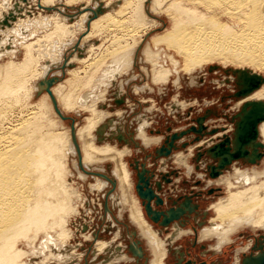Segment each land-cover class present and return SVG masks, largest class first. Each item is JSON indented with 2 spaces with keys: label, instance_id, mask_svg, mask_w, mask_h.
Here are the masks:
<instances>
[{
  "label": "rangeland",
  "instance_id": "rangeland-1",
  "mask_svg": "<svg viewBox=\"0 0 264 264\" xmlns=\"http://www.w3.org/2000/svg\"><path fill=\"white\" fill-rule=\"evenodd\" d=\"M94 1H98L96 7L93 3ZM105 1L107 0H92L89 2V4L88 0H82L77 2L76 4L74 2L73 5L70 4L69 6L65 4L67 3L66 0H56L54 4H51L49 6L44 4L42 0H0V67L2 68L4 64L8 65L10 62H12L11 64L15 66L19 65L21 62L22 65V63L24 64L26 62V59L24 60V58H28V54L31 52V57L35 60V63L38 61L36 63L37 67L35 70L37 72H41L42 69H45L43 70V80L38 81V84H36V92L40 93L34 94L37 98L32 95L31 97L33 99L30 97L25 103L26 106H24L26 108L28 107L27 109H29V107L31 106L35 107V105L38 103H45L46 98L51 105V100L49 101L50 98L46 92V85L47 82L52 78H57L58 81L54 82L50 87L51 92L53 90H57V88H62L61 90L63 91V95L64 92L65 94H69L70 88L74 86L70 91H74L73 94H70H72L71 98L72 100L75 99L74 103H76L74 104L75 107L72 110L67 111L65 109H61L62 100L60 101L59 98H56L59 101V103H57V108L59 111L61 110L60 113L64 115L67 120H61L59 119V117H55V115L57 116V114L54 111L53 105L52 110L54 112L52 111L50 113L49 110L45 111L46 117L49 120H52V122L54 123V128L57 130V132H68L69 134L67 133V135L69 136L71 125H73L76 129H82L83 127L87 126L88 120L95 116L94 114L97 115L101 113L103 115L100 116L101 120L96 123V127L100 128L102 125H105L103 136L108 137V139L99 140L96 132L97 129H95V132H93V137L95 136V139L90 138L88 140L87 138H81V140H79L77 138V143L79 142L78 146L80 149L79 153H81L82 156L83 152L81 147L84 140H86L87 142L93 141L92 143L97 147H104V145L108 142L107 144L111 147L114 146L115 150L117 151L125 150V153L122 154L123 156L120 157V162L124 163L130 173L132 187H130L129 196H131V198L133 196V198L137 200L139 208L142 211V208H144L145 206L144 211L146 212V216L148 219L150 217V215H148V209L154 208L157 209L156 211L166 213L170 208L182 207L181 205L187 202H183L185 196L191 198L192 201L190 200L186 207H182L186 213L181 217L180 222H177L179 223V226L182 230L176 228V226H171L170 228H167L165 230L161 229L159 228L161 226V223H156V221L152 220V222L156 223L157 226L153 225L149 222V220L151 219L148 220L145 216L147 223L154 231H157V238L159 237L162 241H164L166 243V247L170 246L167 242L168 240L166 237L172 236L173 232L176 234L177 230H180L179 234L185 233L182 234V237L178 238L175 241L173 247H169V251H167L168 264H175L177 257H180V255H184L183 260L185 259L182 264H191L190 262H187L188 260L194 263L196 262L197 264L202 262H205L206 264H234L235 251L244 248L249 244V242H252V246L246 253V256H248L250 253L254 254L255 252H259L257 248L260 245L264 250V232L260 230V232H258L254 229L253 231L248 228H244L231 233L232 235L229 236L233 240H231L229 244H226L222 247V256L220 255V253L214 254L202 248L204 245L206 247H209V245H213L212 239L210 241L205 240L201 242L198 239L200 238V234H205L206 232L208 234L210 232L214 234H221L224 230L228 229V227L230 228V224H232V222L229 221L228 223V220H222V222H211L216 216L214 212L215 206L218 207V205H221L222 200L226 199L229 196V192L237 193L238 191H241L250 186L251 184L249 185L248 181L251 177L255 178V185H260L264 182V158L260 160L259 165L253 167L249 165H241L240 163H238L239 166L243 168L236 169L234 166H232L231 172H224V174L212 180L214 176H218V171L215 170V166H217L218 162L214 163L209 158H206L205 152L207 151V153H209L208 150H211V152H216L215 148L217 149V146H219V148L221 147V155L219 156L224 155L223 153L226 151V149L229 148V146L226 145L227 140L230 141L229 137L225 136L219 138V136V139H215L216 142L214 143L213 141L214 144L209 147L208 150H197V146L205 147V145L212 144V142L209 143L208 141L210 139L213 140V137L217 135L216 134L213 137L208 138L210 136L209 134L212 133H210V131H206V133H204L205 128L200 127L201 123H198V121H201L203 119L206 120L204 122V125L208 127V130H211L210 128H212L214 132L218 130L223 131L222 128H224L226 131L223 133L230 136L232 134V126H236V123L239 120L237 117L238 114H240L241 109L240 111L238 110V108L235 109V106L238 104V98L236 96L237 94H239V88L237 87V83L234 82V79L232 81V78L234 77L231 74L230 76L229 74L223 72L233 68V66L225 65L223 66L225 67L224 70H210V67L217 65L220 66L222 64L216 62L213 65H200L199 67H196L194 69L185 68V49L182 48V51L184 52H179V50L177 51L178 48L173 45L175 42H171V40L165 39L163 37L158 38L159 35L166 34V32L171 29V21L165 14L159 13L158 15L155 12L152 13V7H149L150 4L146 3L144 4L146 5V19L148 22L152 21L151 24L155 23V27H150L151 30L149 29L146 36H144L143 38L134 36V39H136L135 42L143 44L142 48L138 50L139 57L138 61L136 60L134 62L135 65H133L132 68H128L127 65L123 64L124 66L122 65L123 67L121 66L117 70L115 68L117 67V62L115 58H113L114 56L111 57L109 55V51L111 52L112 49L116 46L114 43L116 40L121 41V43H128L129 45H131L133 39H131L132 37L130 38L128 34L130 31L128 29L130 28L125 29L123 27L122 31L121 29L119 31H116L113 28H109L104 30L103 32L97 33L98 35L95 33L93 34L92 32V35L88 37L89 39L87 38V41H85V37H87L86 33L88 34V18L92 16L90 15V12H88V9H94L100 5L102 6V8H104L103 6L105 4ZM123 1L124 0H114V3L111 4H116L115 6H117L119 2L121 4ZM180 1L186 7H197V5L194 4L193 0ZM166 3L168 5L171 2L168 0ZM197 10L203 12L201 7L197 8ZM83 14L87 15V18L83 19ZM153 20L155 22H153ZM66 22L67 24H65ZM60 24H62V26ZM148 25L149 24H147V26ZM67 26H69L68 29ZM57 27L64 28L66 34L62 37H56L55 31ZM124 29L126 32L124 31ZM70 33L71 35H69ZM48 34H52L53 37H50L51 35L49 36ZM140 35L141 34H139V36ZM47 36H49L50 38H47ZM45 37L48 39V42L47 39L45 40ZM61 38H65V40L62 41ZM158 39H163L164 41L162 40V42H159ZM49 40L51 41L49 42ZM156 40L158 43L156 42ZM81 43L83 44V47H80ZM28 44H30L34 49H30L31 47ZM111 44H114V46H111ZM147 45L150 46L148 47V50L152 51V56H150V59L144 61L143 58L147 56L146 51H144L147 48ZM27 46H29V50ZM108 46L111 48H109ZM97 47L98 49H96ZM107 49L109 51H106ZM104 51L105 53H103ZM106 53L109 56H107ZM40 54L42 55V57L40 56ZM83 54L85 55V57ZM73 57L77 58L74 59ZM100 57H105L103 59L105 61L108 58L110 59L103 63L102 61H98V59L101 60ZM82 58H87V61L89 63L86 62V64L85 62H80L79 60H81ZM76 59L80 63L76 61ZM70 62H72V64ZM96 63L103 64L99 67L96 66ZM69 65L71 66L69 67ZM90 66L92 67V69H90ZM97 67H99V69L95 70L97 69ZM63 68L64 71H62ZM189 71H191L192 73H189ZM90 72H92L93 74ZM258 73L264 77L263 72L258 71ZM75 74L78 78V81L77 79L76 81L74 80V78H76L74 77ZM16 75L17 78L18 74ZM83 75H89L86 78L87 80H83ZM155 75H160L163 77V79L159 77L156 80L154 77ZM90 76L92 77V80L89 83H91L92 85L90 86L89 84L88 87H91L89 89L85 88V86L87 87L89 80L88 78ZM69 79L71 81L74 80L73 83L69 81ZM80 79H82L84 82L80 81ZM225 80H229V83ZM43 81L44 85H41L43 88L42 89L39 85V82L43 83ZM85 81L87 83H85ZM32 83L33 80L29 85L31 86ZM30 86H28V88ZM16 89H18V87ZM84 89H88L89 91H84ZM86 92H91L89 102H94L92 103V105L94 104L93 106H96L97 108L95 111L96 113L94 114L92 112L81 109L88 104L87 102L84 105H80L81 97ZM42 95L46 96L42 97ZM15 96L18 98V92L13 96L7 95L6 97H3V100L1 102V115L4 114L7 118V121L4 123L5 125L10 124V122H13V120L18 119V112L20 109H18L14 104ZM41 98L43 99L41 100ZM93 99L95 101H93ZM118 101H122V103L119 104ZM59 105L61 106L59 107ZM25 111L26 110H24L22 113L24 114ZM53 116L56 119H54ZM219 133L222 135V132ZM197 134L205 135L206 138H204L201 143L188 147L198 141ZM119 135L123 137L126 143H124V141L120 142V140H118ZM259 137L260 141L264 144L261 136ZM183 142H185L184 144L187 145L185 148L181 144ZM136 144L139 146V148L136 147ZM228 151H230V149H228ZM217 154H219V152L215 153V158H219ZM169 155L171 156L167 158V156ZM201 158L202 160H200ZM66 159L68 161H66L67 172L65 174L64 183H70H67L65 185L68 189L70 187L69 190L72 189L71 191L74 194L75 199H77L73 202L74 205L79 206L76 213L77 216L71 215L73 217L70 218L71 221L69 220V223L65 227V230H61L62 227H60L59 229L60 225L58 224V221H51L49 225L45 227V229H47L48 231L45 230L40 234H54V237H56L55 239H59L60 236L58 234H62L66 230L67 231L64 234L68 233L70 236L71 234L80 233L81 236H83V234H96L97 239H94L92 236L93 240L83 239L80 236H76L74 238L70 237L69 242L71 246H75L76 244H79L80 246V249H77V253L83 254L81 258V264H92L94 260L96 261V264L104 263L108 260H110V262L108 261V264L113 263L111 261L115 259H113L111 254H114V252H110V250L114 251V248L116 250H119V246L123 247L122 252L127 254L130 260L124 259L113 264H148V260H152L153 255L150 252L152 251V246H149V244L147 243L148 238H144L147 236L138 235L136 239L133 238L135 242H137V240H140L142 242L144 249L143 254L145 255L139 256V251H130V245L134 241L130 237L131 233L134 231L136 232L135 234H141V232L136 227L131 226L128 221L129 205H127V203L125 202V197L123 193H121L122 189H120L119 187V177L115 168V161L106 159L100 164L93 165L92 169H89V171L105 175L108 179H111V176H113V178L116 180V182L114 180L112 181V179L110 180L111 182L115 183V186L113 188L111 186V182L105 180L104 178L99 179L100 177L96 178L94 176L84 174V172L81 171L79 165L77 166L79 170L78 168H74L73 162H78L76 153L74 154V157L68 156ZM197 159L199 160L198 162ZM212 163L213 165H211L212 167H210L207 174L206 170L208 166L206 165ZM138 166H140L141 169L146 168L147 170H151V173L155 175V177L150 181V185L147 181H145V185L143 186H140L138 184L140 182L139 180L137 181L135 173V169ZM218 168L224 167L219 166ZM253 168L254 170H252ZM235 170L238 171L233 172ZM211 175L212 178H210ZM233 177L235 178L233 179ZM96 180H101V182L105 183L106 188L104 190L96 192V189L94 187L95 182H97ZM142 181H144V177H142ZM228 183L232 187L229 191L225 186ZM134 184L135 188L138 184L141 187V190L143 188L145 190L143 192V194H145L143 196V199L142 197L140 198L141 202L137 197L138 191L134 188ZM212 190L215 191L211 193L210 191ZM109 192L110 198L113 197V194L116 197L108 201L109 196H107V208H110L108 211L103 207V204L104 198ZM154 199L156 200L154 201ZM194 206L197 207L196 210L194 209L192 214H188V208H193ZM106 214L108 215V217ZM254 217L255 216H252L253 219ZM162 218L164 217L162 216ZM124 224L127 225V228L124 226ZM48 227L50 230L48 229ZM193 228L195 230H193ZM117 234L119 235L115 238V235ZM30 236L32 237L33 235L30 234ZM42 239V236L37 239L38 241L35 243L37 248L36 250L42 251L41 249H44V243H41ZM97 240L104 242H114V244H112L114 245L112 248L113 250L110 249L107 252L104 251V254L101 253L97 255L98 257H94V253L92 251ZM150 241L154 242L155 240L151 239ZM47 244H49V242H47ZM18 245L19 248L27 251L28 254H30L28 259H32L34 260V262L38 261L36 258L37 254L34 248L28 247L24 244L22 245L21 243H18ZM56 245L57 243L55 244V246ZM176 248L179 249L178 255L175 253ZM166 250H168V248H166ZM40 251H38V254L40 253ZM240 256L241 259H243L245 255L241 254ZM81 259L78 262H80ZM43 262L44 261H40V263L46 264L45 262ZM48 262L47 264L52 263L51 261ZM78 262L73 261V264H78Z\"/></svg>",
  "mask_w": 264,
  "mask_h": 264
},
{
  "label": "bare ground",
  "instance_id": "bare-ground-1",
  "mask_svg": "<svg viewBox=\"0 0 264 264\" xmlns=\"http://www.w3.org/2000/svg\"><path fill=\"white\" fill-rule=\"evenodd\" d=\"M55 1L56 0H42L44 4L49 6L51 4H54ZM79 1L82 0H66L67 3L65 4L70 6V4L73 5L74 2L76 4ZM90 1L92 0H88V3ZM113 1L114 0L105 1L104 2L105 4L103 6L104 8H102V6L100 5L97 8L88 9V12H90V15L92 16L88 18V23H87L88 34L86 33L87 37H85V41H87V38L92 35V32L93 34L94 33L97 34L109 28H113L116 31H119L120 29L122 31L123 27L125 29L130 28L128 29L130 30L129 33L128 32L127 33L129 34L130 38L132 37L131 39H133L132 43L130 42L131 45H129L128 43L124 44L121 43V41L116 40L114 42L116 46L112 49V51L110 52L108 49L106 51H109V55L111 57L114 56L113 58H115L117 62L116 63L117 67H115L117 70L123 64L127 65L128 68H132L133 65H135L134 62L136 60L138 61V57H139L138 50H140L143 46V44L135 42L136 39H134L135 38L134 36L143 38L144 36H146L147 31H149L150 27L152 28L155 27V23L151 24L152 21L148 22L146 19L147 18L146 5L144 4L146 3L150 4L149 7H152L153 9L152 13L155 12L158 15L159 13H162L168 16L172 24L171 29L167 31L166 34L159 35L158 38L163 37L165 39L171 40V42H175L173 45L178 48L177 51L179 50V52L182 51V48L185 49V57H184L185 68L194 69L196 67H199L200 65L203 66L213 65L216 62L222 63L223 65L222 64L220 66L217 65L220 68L217 66H212L210 67V70H216V69L224 70L225 67L223 66L225 65L233 66V68L223 72L229 75L231 74L234 77L232 78V81L234 79V82H236L239 85V86L237 85V87L239 88L238 92L240 93L237 94L236 96L238 98L237 101L238 104L236 105L237 107L235 106V109L238 108V110L240 111L242 106L245 107L243 110H246L248 115L245 124L246 125L248 124L247 125L248 127H250L249 125L253 120L256 121L258 119L257 122L255 123L256 133L253 132V136L246 135L245 138L241 140L240 142L241 144L237 143L235 136L236 128H234L235 127L234 125L232 126V134L229 136L228 134L223 133L226 131L224 128H222L223 131L218 130L214 132L213 129L208 130V127L204 125V122L206 120L203 119L200 121L201 123L200 127L205 128L204 133H206V131L207 132L210 131V133H212L209 134L210 136L208 138L213 137L219 132H222V135L220 137L218 136L219 138L226 136L229 137L230 139V145H229L230 151L228 152V154L224 153V155L220 157L221 159L223 158L222 160H220L219 158H215V153L211 152V150H208V148L211 147L216 142L215 140L210 139V142H212L211 145H205V147L197 146L198 147L197 150L200 151L208 150L209 153H207V151L205 152L206 158H209L214 163L218 162L217 166H215V170L218 171V176H214L212 178L211 175L210 178L214 180L218 178L220 175L224 174V172L227 171L231 172L232 166H234L236 169L243 168L240 167L238 163H240L241 165H245V166L249 165L252 167L259 165L260 160L264 158V144L260 141V137H259L261 136V139L264 141V113H263V117L261 118L260 109L258 107H255V105L251 106L249 104L259 101L264 104L263 101L264 77L258 73V71L264 73V0H193L194 4L197 5V7L195 6L193 8L184 6L180 0H169L171 3L168 5L166 3L168 0H124L121 4L119 2L120 5L118 4L117 6H115L116 4L115 5L111 4L114 3ZM93 3L95 4L96 7L98 1L96 2L94 1ZM86 6H87V2H86ZM200 7L203 10V12L197 10V8ZM87 15H84V18L83 17L82 18L83 19L87 18L86 17ZM153 22L155 21L153 20ZM65 24H67V22ZM147 24L151 26L149 25L147 26ZM60 25L62 26V24ZM68 27L69 26H67V29ZM52 34H50L51 36L49 34L48 35L50 37H53ZM65 34L66 31L64 28L57 27L55 31L56 37H62ZM139 34L141 35L139 36ZM69 35H71V33ZM49 36H47V38H50ZM47 38L45 37V40ZM61 39L62 41L65 40V38L64 39L61 38ZM162 40L163 39H158L159 42H162ZM50 41L51 40H49V42ZM28 45L31 47L30 44ZM29 46H27L28 50H29ZM111 46H114V44L113 45L111 44ZM80 47H83L82 43ZM146 47L147 50L143 49L144 51H146V55H147L146 56L147 58L144 56L145 57L143 58L144 61L150 59V56H152V51L148 50V47L150 46L147 45ZM32 48L33 47H31L30 49ZM96 49H98V47ZM30 53L28 54V58H24V60L26 59V62L23 60L25 63L24 64L22 63V65L21 62L19 65L16 66L12 65L11 64L12 62H10L8 65L4 64L5 66L3 65L2 68L0 67V108H2L1 102L3 100V97H6L7 95L13 96L18 92V98L15 96L14 104L18 109H20L18 112V114L20 115V116L18 115V119L13 120V122H10V124L7 125L4 124L7 121V118L5 117L4 114L1 115L2 112L0 111V264H29L30 262H31L30 264H42L40 263V261H44L46 264L48 261H51L52 262V263L50 262L51 264H73V261L78 262L82 258L83 254L77 253V249H80L79 244H76L75 246L70 245L69 242L70 237L74 238L76 236H80L83 239H89V240L90 239L93 240V238L97 239L96 234L93 235L83 234V236H81V233L71 234V236L68 233L64 234L66 233L67 230L64 231V233L62 234L60 233L58 234L60 236L59 239H55L56 237H54V234H47V235L40 234L45 230L48 231L47 229H45V227H47L51 221L53 222L58 221V224L60 225L59 229L60 227H62L61 230L62 229L65 230V227L68 225L70 218L73 216H77L76 213L79 206L73 204L74 200L77 199H75L74 194L71 191L72 189L69 190L70 187L68 189L67 186L65 185L68 183L67 182L68 180L66 181L67 183H64L65 174L67 172L66 161H68L66 158L68 156L74 157L75 153L78 162L74 163L73 162L74 160L72 161L74 164V168L77 169L78 168L77 166L79 165L81 171H83L84 174L89 176L91 175L96 178L100 177L99 179L104 178L109 182H111L110 181L111 179L112 181L114 180L115 182L116 180L113 178V176H111L112 177L111 179L110 178L108 179L105 175H101L99 173L89 171V169L90 168L92 169L93 165L100 164L106 159H110V161H115L116 164L115 168L119 177L118 180L119 187L120 189H122L121 193H123L125 197V202L127 203V205H129L128 221L131 226L136 227L141 232V234H135L136 232L133 231L130 235L131 239L132 240H134L133 238L136 239L138 235L147 236L144 238H148L147 243L149 244V246H152V251L150 252L153 255V259L150 261L148 260V264H168L167 251H169V247H173L175 241L178 238L182 237L183 236L182 234L185 233L179 234L180 230H177L176 234L173 232L172 236L166 237L168 240L167 242L170 245L168 247H166V243L164 241H162L159 237L157 238L156 235H158V233L157 231H154L151 228V226L147 223L146 220L147 216L145 213H143L144 210L142 211L139 208L138 202L135 198H133V196L132 198L131 196H129L130 187H132L130 180V173L127 170V167L124 165V163L120 162V157L123 156L122 154L125 153V150L117 151L115 150L114 146L111 147L110 145H108L107 144L108 142L104 145V147L101 146L97 147L92 143L93 141L87 142L86 140H84L83 145L81 147L83 156L81 153H79L80 149L78 146L79 142L77 143L78 141L77 138L79 140H81V138H85V139L87 138L88 140L90 138L92 139L95 137V136L93 137V132H95V129H97L96 132L99 137V140L108 139V137L103 136V133L105 131L104 130L105 125L104 126L102 125L100 128L96 127L97 126L96 123L99 122V120H101L100 116L103 115L101 113L97 115L94 114L96 113L95 111L97 108L96 106H93L94 104L92 105V103L94 102H92L91 100H90L91 102H89L91 92H86L81 97L80 105H84L85 103L88 102V104L82 107L81 109L88 112H92L96 117L94 116L95 118L92 117L90 120H88L87 126L86 127L82 126L83 127L82 129L79 128L80 130L74 128V126L71 125L70 130L68 129L70 132V136L67 135L68 132L67 133L57 132V130L54 128V123L52 122V120L51 119L49 120L46 117L45 110H49V112L51 113L53 111L52 110V105H53L54 111L57 114V116L55 115V117L57 118L59 117V119L61 120H67V118H65L64 115L60 113L61 110L60 111L58 110L57 103H59V101L56 98H59L60 101L62 100L61 109L63 110L65 109L67 111L72 110L75 107L74 104L76 103H74L75 99L72 100L71 98V95L74 93V91L72 92L70 91L71 88H73L74 86L70 88V91L68 90L69 94L68 93L65 94L64 92L63 95V91L61 90L62 88H57V90H53L52 91L54 93L53 94L50 91V87L54 82L58 81V79L52 78L47 82L46 85L47 86L46 92L50 98L49 101L51 100L52 104L50 105L46 98L45 103H41V104L38 103L36 105L34 104L35 107L31 106L29 107V109H27L28 107L27 108L25 107L26 101L32 95L35 96L34 94L40 93V92H36L37 89L36 84H38V81L43 80L44 78L43 70H45L42 69L41 72L40 71L37 72L35 70L37 67L36 63L38 61L35 63V60L31 57ZM103 53H105V51ZM107 53L106 55L109 56ZM40 56L42 57L41 54ZM87 58L85 59L82 58L79 61L86 63L88 62L87 60L89 59ZM104 58H101V60L98 59V61L100 62L102 61L104 63L108 59H110L107 57L108 59L105 61L103 60ZM76 61L78 60L76 59ZM72 62L70 63L72 64ZM103 63H100L101 65L99 63L98 65L96 63V66L100 67L102 66ZM70 66L71 65H69V67ZM99 67H97V69L95 70H98ZM90 69H92L91 66ZM62 71H64V68L62 69ZM190 72L191 71H189V73ZM16 74H18L17 78H16L17 76ZM84 76L85 75H83V80L88 77L87 75L85 77ZM162 76L155 75L154 77L157 80V78L159 77L163 79ZM74 77L71 78H74L75 81L77 79L78 81L76 74ZM258 77L262 81H260V83L257 85V83L259 82ZM88 79H89L88 85L86 84L87 87L85 86V88L90 89L91 87L88 86L89 84L90 86L92 85L91 83H89L92 80V77L90 76ZM32 80L33 83L30 86L29 84L32 82ZM83 80L80 79V81ZM69 81L71 80L69 79ZM73 81L71 82L73 83ZM225 81L229 83V80H225ZM85 83L87 82L85 81ZM39 85L42 88L41 85H44V81L43 83L39 82ZM28 86L30 87L28 88ZM17 87L18 89H16ZM85 90L88 89H84V91ZM82 93H83V89H82ZM45 96L42 95V97ZM54 98L58 102H56ZM42 99L43 98H41V100ZM93 101L95 100L93 99ZM118 103L120 104L122 103V101H118ZM60 106L61 105H59V107ZM24 110L26 111L23 114L22 112ZM240 115L243 116L242 112L240 113ZM55 117L54 119H56ZM202 134H197L198 141L195 144H192L188 147L201 143L204 140V138H206L205 135ZM118 137H119L118 140H120V142L124 141L121 135H119ZM124 143L126 142L124 141ZM184 143L185 142L181 144L185 148L187 145ZM136 147L139 148L137 144ZM170 156L171 155L167 156V158H169ZM224 157L227 158L225 161H224ZM202 158L200 160H202ZM198 161L199 160L197 159V162ZM211 165H213V163L206 165L208 166L206 170L207 174L209 172L210 167H212ZM219 166H222L224 168H218ZM252 170H254V168ZM237 171L238 170H235L233 172H237ZM87 173H91V174H87ZM234 178L235 177H233V179ZM140 180L142 179L139 177L140 183L138 184H142ZM254 180H255L254 177L249 178L248 184L249 185L251 184L250 186L246 187L241 191H238L237 193L229 192V196L226 199L222 200L221 205H218V207L215 206L214 212L216 216L211 222L214 221L222 222V220L225 221L228 220L227 222L229 223V221H231L232 224H230L231 225L230 228L228 227V229L224 230L221 234H214L211 232L209 234L207 232L205 234H200V238H198L200 242L205 240L210 241L211 239L213 241V245H209V247H206L204 245L202 247L204 250L206 249L214 254L220 253V255L222 256L223 254L222 247L226 244H229L231 240H233L230 238L229 235H232L231 233H234V231L248 228L250 230L254 229L258 232L260 231L264 232V182L260 185L257 184L255 185ZM96 181L97 182H95L94 185L96 192H99L106 188L105 183L101 182V180H96ZM135 182H136V178H135ZM114 184H115L114 182H111V186L113 188L115 186ZM137 185L135 188V184H134V188L138 191L137 192L138 194L137 193L136 194L141 202L140 198L142 197L143 199V196L145 194H143V191L139 188V185L138 186ZM225 186L228 189V191L232 188L229 183ZM214 191L215 190H212L210 192L212 193ZM109 195L110 192L107 193V195L105 196L104 204H103V207L108 211L110 208L109 209L107 208L108 206L107 196ZM114 197H116L114 194L112 198H110L109 196L108 201L113 199ZM189 202L190 199L189 201L187 200V202H185L181 206L186 207ZM182 207H177L176 209L173 208L169 210L167 214L164 216L163 221L161 222L159 216L150 209L149 211L150 217L149 216L148 217L151 220H149L148 218L147 219L151 224L156 226H157L156 223H161V226L159 227L161 229H167L170 228L171 226L173 227L176 226V228L181 229L179 223L177 222H180L181 217L186 213ZM189 208L187 213L192 214L193 210L194 209L196 210L197 207L194 206L193 208L192 207L190 209ZM252 216H255L254 219L252 218ZM153 219L156 221V223L152 222ZM124 226L127 228L126 224H124ZM193 230L195 229L193 228ZM30 234H32L33 236L31 237ZM118 235L119 234L115 235V238ZM39 236L43 237L41 243H44L43 245L44 249H41L42 251L36 250L37 248L35 243L38 241L37 239L40 238ZM151 239L155 241L151 242L150 241ZM47 242H49V244H47ZM54 242L55 244L57 243L56 246ZM18 243L34 248L37 254L36 258L38 261L34 262V260L32 259H28L30 254H28L27 251L19 248ZM112 244H114V242H104L97 240L94 244V249L92 251L94 253L93 256L96 257L98 254L101 253L104 254L105 252L109 251L114 246ZM251 246H252V242L251 243L249 242V244L246 245L244 248L235 251L234 264H242L243 260L245 261L249 260V262L251 263V260L255 259L256 257L257 258L260 257L264 253V250L260 245L257 248L259 252H255L254 254L250 253L248 256H246V253L250 250ZM118 248L120 249L116 250L114 248V251L110 250V252H114V254L111 255L113 259H115L111 262L115 263L122 261L124 259L130 260L127 254L122 252L123 247L119 246ZM166 248H168V250H166ZM38 251H40L39 254ZM130 251L131 252L139 251L140 252L139 256L145 255L143 254L144 253L143 244L140 240H137V242H135V240L133 241V243L130 245ZM175 251H176L175 253L178 255L179 249L176 248ZM241 254L245 255L243 259H241L240 256ZM183 256L184 255H180V257L178 256L175 261V264H181L183 261ZM108 261L110 262V260ZM108 261L98 264H106V263L108 264ZM255 261L256 259L254 260V262ZM81 262L82 259L80 262H78V264H81ZM113 263H109V264H113ZM92 264H96V261L94 260Z\"/></svg>",
  "mask_w": 264,
  "mask_h": 264
},
{
  "label": "water",
  "instance_id": "water-1",
  "mask_svg": "<svg viewBox=\"0 0 264 264\" xmlns=\"http://www.w3.org/2000/svg\"><path fill=\"white\" fill-rule=\"evenodd\" d=\"M258 83H257V85L260 83V81H262L259 77H258ZM238 85V84H237ZM239 86V85H238ZM240 93V92H239ZM247 93V92H246ZM249 105H251V106H254L255 105V107H258L259 109H260V113H261V118L263 117V113H264V104L262 103V102H254V103H250ZM245 107L244 106H242V108H241V112H242V115L243 116H241L240 114H238V121H237V123H236V126H235V128H236V134H235V136H236V140H237V143H240L241 142V140L243 139V138H245V136L247 135V136H253V132H255L256 133V131H255V129H256V122H257V120L256 121H252L251 122V124L249 125L250 127H248L246 124H245V121H246V118L248 117V115H247V112H246V110H243ZM253 110V109H252ZM240 112V113H241ZM248 121V120H247ZM198 123H200V121H198ZM255 135V134H254ZM255 137V136H254ZM229 144H230V141H228L227 140V142H226V145L227 146H229ZM241 144V143H240ZM243 144V143H242ZM228 149H230V148H228ZM228 149H226V151L224 152V153H227L228 154ZM215 150H216V152H214V153H217V152H219V154H217L218 156L219 155H221L220 154V150H221V147L219 148V146H217V149L215 148ZM165 152H166V150H165ZM223 153V154H224ZM223 156V155H222ZM222 156H219V159L220 160H222L220 157H222ZM227 158L226 157H224V161L226 160ZM141 182H143L142 180H141ZM139 188H141L140 186H139ZM150 209H148V215L150 214ZM153 221H155L154 219H153ZM256 259V261L254 262V260ZM255 259H253V260H251V263L249 262V260H247V261H245V260H243L242 261V264H264V253L260 256V257H256ZM245 261V262H244Z\"/></svg>",
  "mask_w": 264,
  "mask_h": 264
},
{
  "label": "flooded vegetation",
  "instance_id": "flooded-vegetation-1",
  "mask_svg": "<svg viewBox=\"0 0 264 264\" xmlns=\"http://www.w3.org/2000/svg\"><path fill=\"white\" fill-rule=\"evenodd\" d=\"M135 173H136V177H137V181L139 180V177L142 179V177H144V181L142 182V184H139L140 186H143V185H145V181H147V182H149V185H150V181L152 180V178H154L155 177V175H153L152 173H151V170H147L146 168L145 169H141L140 168V166H138L136 169H135ZM163 178V177H162ZM166 180V179H165ZM164 181V180H163ZM154 184V183H153ZM143 190V192L145 191L144 190V188L142 189ZM157 196V195H156ZM187 198H189L190 200H191V198L190 197H188V196H185V198H184V200H183V202H185V201H189V199H187ZM156 199H154V201H155ZM192 201V200H191ZM182 202V203H183ZM181 204V203H180ZM180 204H178V205H180ZM175 209L177 208V207H174ZM143 210L145 209V206H144V208H142ZM171 209H173V208H170L169 210H171ZM153 212H155L158 216H159V218H160V222L161 221H163V218H162V216L164 217L166 214H167V212L169 211H167L166 213H164V212H160V211H156L157 209H151ZM145 212V211H144ZM161 213V214H160ZM163 213V214H162ZM145 214H146V212H145ZM165 230V229H164ZM223 255V254H222ZM185 261V259L182 261V263ZM187 262H190L191 264H197L196 262L194 263V262H192V261H187ZM181 263V264H182ZM199 264H205V262H202V263H199Z\"/></svg>",
  "mask_w": 264,
  "mask_h": 264
},
{
  "label": "crops",
  "instance_id": "crops-1",
  "mask_svg": "<svg viewBox=\"0 0 264 264\" xmlns=\"http://www.w3.org/2000/svg\"><path fill=\"white\" fill-rule=\"evenodd\" d=\"M210 129H212V128H210ZM218 136H221V134H220V133H219V134H217L215 137H213V140L217 139V138H218ZM208 142H210V140H209ZM210 145H211V144H210Z\"/></svg>",
  "mask_w": 264,
  "mask_h": 264
}]
</instances>
